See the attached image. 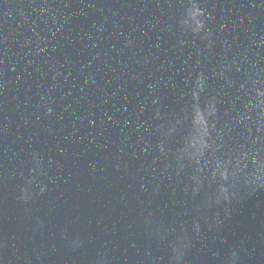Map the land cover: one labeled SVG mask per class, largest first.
Here are the masks:
<instances>
[{"label":"water","instance_id":"1","mask_svg":"<svg viewBox=\"0 0 264 264\" xmlns=\"http://www.w3.org/2000/svg\"><path fill=\"white\" fill-rule=\"evenodd\" d=\"M0 264H264V0H0Z\"/></svg>","mask_w":264,"mask_h":264}]
</instances>
